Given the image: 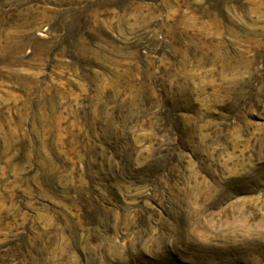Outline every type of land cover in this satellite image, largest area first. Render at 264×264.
I'll return each mask as SVG.
<instances>
[{"label": "rangeland", "instance_id": "374dc122", "mask_svg": "<svg viewBox=\"0 0 264 264\" xmlns=\"http://www.w3.org/2000/svg\"><path fill=\"white\" fill-rule=\"evenodd\" d=\"M0 264H264V0H0Z\"/></svg>", "mask_w": 264, "mask_h": 264}]
</instances>
